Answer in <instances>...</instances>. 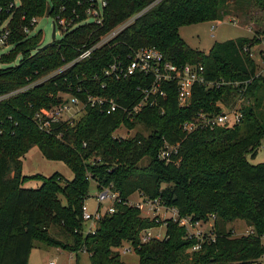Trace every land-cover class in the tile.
<instances>
[{
    "label": "trees",
    "instance_id": "1",
    "mask_svg": "<svg viewBox=\"0 0 264 264\" xmlns=\"http://www.w3.org/2000/svg\"><path fill=\"white\" fill-rule=\"evenodd\" d=\"M103 1L97 23L85 19L94 0H0V24L8 30L6 42L11 45L0 54L5 63L0 67V96L26 86L0 98V264H26L35 245L58 246L72 253L74 262L77 252L84 251L88 264H124L117 251L124 245L135 252L136 264H251L263 251L259 236L264 233V160L251 163L245 156L255 153L264 134V72L256 73L249 50L260 38L255 30L250 36L213 41L202 52L184 42L178 27L219 18L228 1L251 3L264 13V0ZM134 14L114 37L88 57L73 61L79 50ZM42 15H58L66 23L58 37L45 44L39 30H22L31 28L30 18ZM260 33L264 39V30ZM141 46L157 48L173 63L201 64L208 80L249 81L241 94L231 84L193 86L186 106L177 105L170 84L158 106L143 107L130 118L119 110L104 113L84 105L69 123H54L49 131L36 126L34 111L57 104L61 93L82 98L88 91L120 102L137 98L135 85L143 80L114 79L102 68L113 57L127 56ZM238 98L251 100L239 105L237 122L181 138L182 121L198 110L217 113ZM120 125H138L147 132L113 136ZM162 140H179L176 162L157 157ZM31 145L44 158L62 161L71 177L62 181L57 172L21 174L20 157ZM30 178L38 179V186L22 187ZM89 180L96 189L107 186L115 191L117 198L111 212L99 213L92 229L83 231L80 205ZM134 192L173 208L177 217L212 216V239L186 251L197 240L185 237L184 227L170 218L139 215V208L127 203ZM233 219L243 220L250 232L233 236L224 225ZM160 222L162 238L139 240L142 229Z\"/></svg>",
    "mask_w": 264,
    "mask_h": 264
},
{
    "label": "built area",
    "instance_id": "2",
    "mask_svg": "<svg viewBox=\"0 0 264 264\" xmlns=\"http://www.w3.org/2000/svg\"><path fill=\"white\" fill-rule=\"evenodd\" d=\"M93 6L87 7L85 14L86 20H91L94 22H100V13L101 6L104 5L103 0H94ZM127 17L126 19L120 21L119 23L112 26L110 29L101 34L98 39L91 44L89 47L79 50L77 55L73 58V61L88 57L93 50L101 43H104L114 37L129 21L132 20L134 16ZM35 22V17L30 18L29 24ZM51 23L59 32V27L65 26V20L63 17L55 15L52 18ZM22 30L26 32L27 27L23 26ZM8 30L3 28V24H0V47L7 46L6 37ZM244 50L245 47H242ZM102 73L105 76H110L114 79L126 78L129 76H135L143 80L138 82L135 85V90L138 95L135 99H129L126 102H120L113 96H107L102 94H91L88 91L82 92V98L79 97L76 93H61L60 101L55 105H51L47 108H38L32 114V120L36 126L43 130L49 131L50 126L54 123L65 121L70 122L72 118L76 117L82 111L84 105L97 107L98 110L104 113H109L112 111L119 110L127 118H130L138 112L143 107H153L158 106L159 101L164 98L166 94L165 86L173 85L175 87V99L178 106H186L191 98L193 86H217L219 84H231L237 87V92L241 94L248 83L249 79L244 78L240 80H208L204 77L203 66L199 63H173L165 59L162 56L160 50L153 46H141L135 48L127 54V56L113 57L103 68ZM44 75L38 80L48 76ZM26 88L22 86L18 89L12 90L6 94L0 96L4 97L12 92ZM76 92L80 90L76 87ZM238 98L230 105L222 106V109L219 112L211 113L205 110H198L195 115L191 118L184 120L180 123V131L182 132V137L198 129H210L216 125L220 124H233L237 122L241 117V111L239 109V104H235ZM220 104V103H216ZM179 138V140L181 139ZM178 141L174 143H168L166 140H162V144L157 150V157L161 159L164 163L167 162H176L177 153H178ZM256 149L260 150L264 156V134L258 140ZM143 200H147V204L144 202L143 205H148L149 208H152L155 204V208L159 209L158 206L166 207L165 205L159 204L155 199H147L139 194ZM96 201V208L92 213L88 212L84 202L82 201L80 205L81 219L82 220H92V218L97 217L101 212H111L112 211V202L117 198V193L110 190L107 186L97 189L96 194L94 195ZM108 200L109 205L103 207V209L98 210L99 202L102 200ZM130 201L127 198V203L132 204L140 208V202ZM212 218V216H209ZM171 220L176 221L179 225H182L185 230V237H193L197 239V242L190 247V249L198 248L199 242L205 239H212L213 233H207V236L204 234L198 235V232H190L188 229L193 228L197 225L199 219L191 220L190 216H176V212L171 208L170 216H167ZM149 228H144L140 231L139 240L146 241L147 239L153 237L158 238L157 236L150 235ZM250 232L249 228L245 233ZM194 233V234H193ZM193 235V236H192ZM260 242L263 246V251L259 254L251 264H264V233L259 236ZM128 249H131L129 246H120L117 248L118 252H126ZM48 264H53L51 261Z\"/></svg>",
    "mask_w": 264,
    "mask_h": 264
},
{
    "label": "rangeland",
    "instance_id": "3",
    "mask_svg": "<svg viewBox=\"0 0 264 264\" xmlns=\"http://www.w3.org/2000/svg\"><path fill=\"white\" fill-rule=\"evenodd\" d=\"M243 3L244 2L233 4L231 1H228L225 5V8L223 9L224 13L219 18L180 25L178 27V35L188 46L198 49L202 52H206L213 41H221L227 38H234L236 36H250L253 31L256 30V34L260 40L253 44L249 50L256 66V73H263L264 70L262 69V66L264 64V39H261L260 32L264 30V13L251 3H249L247 6ZM51 21L52 18L50 16H35V22L31 25V28H27L28 30L25 33L30 34L39 30L40 41L42 44H45L50 41ZM55 30L54 37L56 38L58 37L59 32L56 28ZM9 48H11L10 44H7L6 47H0V54L6 53ZM17 58L18 54L13 56L11 62H15ZM4 65V61H0V67ZM250 100V98H248V101L241 98V100H237L235 104H247L250 102ZM136 130L140 131L142 134L147 132L146 129L138 125H135L129 129L120 125L112 131V135L126 137L133 134ZM245 156L246 159L251 163L264 160L262 152L258 149H256L252 156H250L249 153H246ZM52 172H57L62 181L71 177V171L62 161L44 158L35 145H31L20 157L21 174L38 173L43 176H47ZM39 183L40 181L38 179L30 178L24 180L21 183V186L33 188L38 186ZM96 192L97 189L94 187V182L89 180L87 195L83 199V202L90 213L94 211L97 205L94 197ZM128 199L130 201L141 200V205L139 208V215L141 216H146L148 218L156 216V219L161 221L171 214V208H163L162 206H158L159 209H156L155 205L157 204H155L152 208H149L148 205H143L144 202L147 204L148 201L143 200L141 196H139L138 192L130 194ZM99 203L98 210H101L103 207L109 205V202L106 199L100 201ZM93 224L94 218H92V220H83V231L91 230ZM224 225L226 229L230 230V233L233 236L244 234L248 230L247 225L241 219L227 221ZM188 230L190 232L197 231V236L200 234L207 236V233L213 231L212 218L208 217L205 220L198 221L197 225H195L193 228L189 227ZM163 232L164 224L161 222L160 224L150 227L149 229L150 235L157 236L158 238H162L164 236ZM193 238L197 240L195 236H193ZM190 250L191 249L188 248L186 251ZM118 253L119 258L124 264H136V254L132 249H128V251L124 253ZM76 256L77 258L74 262L73 254L58 246L35 245L30 248L26 264H48L50 261L53 264H88V256L86 252L79 251L77 252Z\"/></svg>",
    "mask_w": 264,
    "mask_h": 264
},
{
    "label": "water",
    "instance_id": "4",
    "mask_svg": "<svg viewBox=\"0 0 264 264\" xmlns=\"http://www.w3.org/2000/svg\"><path fill=\"white\" fill-rule=\"evenodd\" d=\"M54 38V26L51 23V28H50V40Z\"/></svg>",
    "mask_w": 264,
    "mask_h": 264
},
{
    "label": "crops",
    "instance_id": "5",
    "mask_svg": "<svg viewBox=\"0 0 264 264\" xmlns=\"http://www.w3.org/2000/svg\"><path fill=\"white\" fill-rule=\"evenodd\" d=\"M248 29V28H247ZM28 257V256H27Z\"/></svg>",
    "mask_w": 264,
    "mask_h": 264
}]
</instances>
